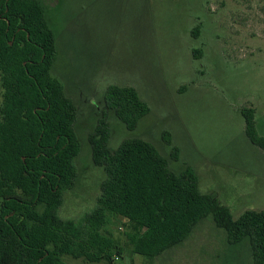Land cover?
<instances>
[{
    "label": "rangeland",
    "instance_id": "1",
    "mask_svg": "<svg viewBox=\"0 0 264 264\" xmlns=\"http://www.w3.org/2000/svg\"><path fill=\"white\" fill-rule=\"evenodd\" d=\"M43 1L57 38L52 74L76 106L81 143L61 218L79 221L96 206L106 173L93 161L89 138L102 117L110 125L111 150L125 138H143L172 170L193 167L201 190L215 195L235 218L246 210L264 211V149L247 137L241 114L254 109L264 135V0ZM197 25L198 37L192 33ZM114 84L135 87L150 106L135 129L105 104ZM174 146L178 159L172 157ZM107 229L122 249L113 264H253L248 240L229 244L211 215L154 259L132 251L124 218H113ZM65 261L108 264L68 256Z\"/></svg>",
    "mask_w": 264,
    "mask_h": 264
},
{
    "label": "trees",
    "instance_id": "2",
    "mask_svg": "<svg viewBox=\"0 0 264 264\" xmlns=\"http://www.w3.org/2000/svg\"><path fill=\"white\" fill-rule=\"evenodd\" d=\"M46 15L43 0H0V264H67V256L113 264L122 249L107 225L118 217L131 229L132 251L154 259L184 242L208 215L229 244L248 240L253 264H264V211L235 218L201 190L193 167L172 170L143 138H125L111 150L104 117L89 138L93 161L106 173L96 206L79 221L59 216L64 192L75 183L81 143L76 106L52 74L57 38ZM199 27L192 29L196 37ZM105 104L128 129L150 112L133 86L110 85ZM241 114L247 137L264 149L254 109ZM164 138L171 142L168 132ZM172 157H179L176 146Z\"/></svg>",
    "mask_w": 264,
    "mask_h": 264
}]
</instances>
